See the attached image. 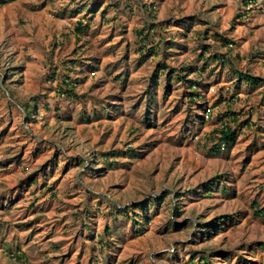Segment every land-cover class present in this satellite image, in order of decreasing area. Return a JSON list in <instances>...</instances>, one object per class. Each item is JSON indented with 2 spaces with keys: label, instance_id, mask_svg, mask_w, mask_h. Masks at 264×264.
<instances>
[{
  "label": "rangeland",
  "instance_id": "1",
  "mask_svg": "<svg viewBox=\"0 0 264 264\" xmlns=\"http://www.w3.org/2000/svg\"><path fill=\"white\" fill-rule=\"evenodd\" d=\"M1 1L0 69L14 75L3 85L0 70V264H264V0ZM151 24L149 47L163 43L144 58ZM163 65L188 80L167 83ZM65 76L73 97L55 90ZM196 79L199 103L238 113L227 150L202 145L217 122L183 103Z\"/></svg>",
  "mask_w": 264,
  "mask_h": 264
},
{
  "label": "trees",
  "instance_id": "2",
  "mask_svg": "<svg viewBox=\"0 0 264 264\" xmlns=\"http://www.w3.org/2000/svg\"><path fill=\"white\" fill-rule=\"evenodd\" d=\"M0 4H2V1L0 0ZM89 11L90 13L95 12V7L92 6L91 8H87L86 11ZM150 30H147V32H145V30H141L137 32V35L140 38V43H139V50H140V54L143 56L144 58H146L147 56H149L151 54V56H157L158 53L161 50V45L163 43V39H159L158 43H155L154 45H151V47H149L150 42H151V38H150V34L155 33V28L156 26L154 24H151L148 26ZM84 29V24L82 22H79L77 24V27L75 28L76 30V34H79L81 32H83ZM220 40H222V44L220 45L221 49H224L226 51H230L229 49V43L228 42H224L225 39H222L221 37H219ZM79 40V39H78ZM150 40V41H149ZM170 44H174L173 41L170 42ZM171 48V47H170ZM204 54L205 53H209V54H213L211 56L212 59L214 60H218L221 62L222 65H227L229 66L231 63V61L226 58L223 54H216V53H210V47L207 45L205 47H202ZM201 58L203 60H206L207 58L204 57V55H201ZM70 64H74L73 61L70 62ZM231 68L234 67L233 65H230ZM188 70V67H186ZM185 67H183V69L180 70H176L174 73L169 72V69L166 65H163L159 68H157L156 72L159 73V75H163V77L165 78V80L167 81V83L170 82H183V84H185L187 77V73L184 72V70L186 69ZM2 72V76H3V80L2 83L3 85H7L9 84L7 82V80L9 79L8 77L13 76L14 74L11 73L10 71H13L11 68H7L5 70L0 69ZM69 70H74L73 68L69 69ZM190 70V69H189ZM193 73V75L196 76V78H199V76L201 75V71H196L195 69H193L191 71ZM234 74L237 75V80L239 81V83L241 82H245L247 85L249 86H254V85H258L261 84L262 81L260 79H258L257 77H254L252 75L249 74H243V73H239L236 69L233 70ZM12 78V77H11ZM67 78L69 77H62L60 79H57V84L55 87L56 92L59 95H66L68 97H73L74 95V88H75V83L74 81H71L70 79L67 80ZM158 79H160V77L155 78L152 77L151 80L153 81L154 84L157 85ZM77 80V79H75ZM238 84V83H237ZM201 85V82L199 81V79L195 80H190L188 85L186 86V88L188 89V93L187 95L183 98L184 100V105H188V104H193L195 102H197V105L199 106V111L198 113L195 114L194 118H196V120L198 121V124H204V123H209V122H214V120L217 122V126H215V128L206 136V138L203 139V146H209V151L210 152H214V153H218L224 150H227L229 147L232 146V144L235 142L236 137H237V132L235 130L234 127L231 126V122L236 123L237 122V116L238 113L234 110H230L227 109V111L225 113L222 112H218V113H214L216 112V104L214 105H208L207 103H199L198 101L202 100V96L201 94L197 93L198 90V86ZM7 93H9L11 95V93L9 91H7ZM154 92H150L147 91L146 92V96L149 100V98H154L153 96ZM154 100V99H153ZM233 100V97H230V99H228L229 102H231ZM223 101V100H222ZM23 106V111H24V115H25V119L27 121H32L34 120V118L36 117V114H38V105H37V100L36 97H30L27 101H24L22 103ZM46 109H50L49 105L46 104L45 105ZM147 110H149V103H147ZM148 112V111H146ZM146 120H148V118L146 117ZM191 120V124L195 125L196 124V120L194 119H189ZM249 126H245V128H248ZM190 131V130H189ZM127 152H132V150H128ZM119 153V151H113L112 154L114 156H116ZM109 154H103V159L104 160H108V156ZM129 154V153H128ZM108 155V156H107ZM108 162V161H107ZM117 162L116 161H112L107 163L108 166H115ZM212 181V180H210ZM35 181L31 180L30 184H34ZM215 184H210V187L208 189H206V193H211L214 189L213 186ZM51 191V190H50ZM224 192V194H226V191L223 189L222 190ZM193 193H196L195 191ZM209 196V195H208ZM160 200V199H159ZM158 200V201H159ZM154 203H152V201L149 203V205H153ZM136 209H140L142 210V212L144 214H146V207L143 204H137L136 205ZM126 211H129V208H125ZM174 214L177 215L178 211L176 208L173 209ZM255 212H257V209H255ZM132 213H134L132 211ZM138 216V213L135 214V216ZM226 216L221 217L220 219V223L224 222L222 220H225ZM145 223L148 224L150 223V220L147 218L145 219ZM206 226H209L211 229L215 230L217 228V225L214 224H203ZM173 229L178 230L179 228L183 227L182 225H178V224H172L171 225ZM144 232L143 229H139L138 233L142 234ZM263 246V245H261ZM199 260H201L202 262L208 264L209 261L207 259V257L202 256ZM188 264H192V262L188 263Z\"/></svg>",
  "mask_w": 264,
  "mask_h": 264
},
{
  "label": "crops",
  "instance_id": "3",
  "mask_svg": "<svg viewBox=\"0 0 264 264\" xmlns=\"http://www.w3.org/2000/svg\"><path fill=\"white\" fill-rule=\"evenodd\" d=\"M22 256L24 257V256H25V253H24V255L22 254ZM22 256H20V253H18V257H15V258H14V261H15V260L17 261V259L20 258V257H22ZM24 261H25V259L23 258L22 260L18 261V262L15 263V264H28V263H26V262H24Z\"/></svg>",
  "mask_w": 264,
  "mask_h": 264
}]
</instances>
